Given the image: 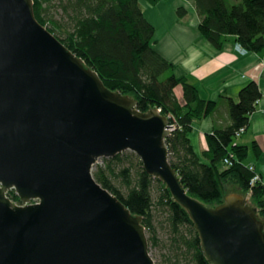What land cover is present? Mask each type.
Returning a JSON list of instances; mask_svg holds the SVG:
<instances>
[{"label": "water", "instance_id": "water-1", "mask_svg": "<svg viewBox=\"0 0 264 264\" xmlns=\"http://www.w3.org/2000/svg\"><path fill=\"white\" fill-rule=\"evenodd\" d=\"M137 106L37 20L33 0H0V264H157L143 218L94 177L127 151L189 213L211 264H264L249 198L190 197L170 163L169 117Z\"/></svg>", "mask_w": 264, "mask_h": 264}, {"label": "trees", "instance_id": "trees-1", "mask_svg": "<svg viewBox=\"0 0 264 264\" xmlns=\"http://www.w3.org/2000/svg\"><path fill=\"white\" fill-rule=\"evenodd\" d=\"M33 1L37 20L82 58L86 67L96 71L108 89L135 99L142 113L155 109L169 117L175 125L166 140L170 163L190 197L207 207H216L224 202L229 187L235 185L239 193L250 195V205L264 220V183L252 184L257 169L246 163L249 148L235 144L237 133L243 128L247 132L250 116L262 98L256 82L240 90L237 102L223 99L230 125L208 134V150L199 156L190 139L193 124L215 114L219 103L202 100L197 88L187 78L177 77L172 63L155 50L156 29L146 19L140 0ZM146 1L156 5L163 0ZM193 3L200 18L199 32L215 49L221 50L230 38H235L248 52L264 51V0ZM60 11L70 20L66 25L57 18ZM177 13L180 18L188 15L185 7L178 8ZM179 87L183 89L181 100L175 93ZM253 148L256 150V145ZM226 158L232 165L225 164ZM103 161V165L94 167L95 179L133 215L143 218L151 247L160 245L156 225V212H160L165 215L171 238L165 246L170 247L169 263L211 264L189 213L174 201L164 183L146 172L138 155L127 151Z\"/></svg>", "mask_w": 264, "mask_h": 264}, {"label": "crops", "instance_id": "crops-1", "mask_svg": "<svg viewBox=\"0 0 264 264\" xmlns=\"http://www.w3.org/2000/svg\"><path fill=\"white\" fill-rule=\"evenodd\" d=\"M185 7L188 15L180 18L177 9ZM146 19L156 29L155 50L174 66L179 78H187L204 101L219 103L215 114L195 121L190 139L195 151L202 156L208 150L206 136L215 129L230 125L224 98L236 102L242 88L256 82L262 93L255 112L250 116L247 132L235 144L247 146V164L256 165L264 172V51L243 55L236 49L235 38H230L221 50L215 49L199 32V15L193 0H163L146 6ZM181 100L183 89L175 90ZM256 145V150L253 148Z\"/></svg>", "mask_w": 264, "mask_h": 264}, {"label": "rangeland", "instance_id": "rangeland-1", "mask_svg": "<svg viewBox=\"0 0 264 264\" xmlns=\"http://www.w3.org/2000/svg\"><path fill=\"white\" fill-rule=\"evenodd\" d=\"M140 3H141V8L143 11L146 10V6H148V7L150 6V4L146 0H140ZM57 18H58V20H60L65 25L67 22H70L67 15L62 11L59 12ZM63 18H65L66 20ZM48 26L51 27V25H48ZM156 37H157V35L155 34L153 41L156 40ZM103 163H104V161H103V159H101L100 161L97 162V165L101 166V165H103ZM158 187H159V185L156 184L155 189H154L155 195H157V188ZM238 191H239L238 187H236L235 185H231V187H229V190H228V195L239 193ZM240 194H242V193H240ZM245 196L247 198H249V200H251L250 195H245ZM12 199L17 204H20L19 200L17 199V196L14 192L12 193ZM210 208H213V207H210ZM164 220H165V215L161 214L160 212H156V225H157V229H158V238L160 241V245L157 248L150 246V252H151L153 259L155 260V262L157 264H170L169 260H168V256L171 255L170 247L166 248L165 246L170 242L171 238H170L167 226L164 223Z\"/></svg>", "mask_w": 264, "mask_h": 264}, {"label": "built area", "instance_id": "built-area-1", "mask_svg": "<svg viewBox=\"0 0 264 264\" xmlns=\"http://www.w3.org/2000/svg\"><path fill=\"white\" fill-rule=\"evenodd\" d=\"M236 49L239 53L245 55L248 53V51L246 49H244L241 45L237 44L236 45ZM161 111V110H159ZM172 128L170 129V132L172 134V132L175 130V125L172 124ZM245 133V129H241L240 132L237 133V138H240L242 134ZM225 164L226 165H232L231 159L230 158H226L225 160ZM254 168L251 167V170H253ZM255 176L252 179V184H256V183H264V173L261 172H255ZM21 204V203H20Z\"/></svg>", "mask_w": 264, "mask_h": 264}, {"label": "bare ground", "instance_id": "bare-ground-1", "mask_svg": "<svg viewBox=\"0 0 264 264\" xmlns=\"http://www.w3.org/2000/svg\"><path fill=\"white\" fill-rule=\"evenodd\" d=\"M15 193L16 194V192L14 191V190H11V191H9V193L7 194V196L13 201V202H15L13 199H12V193ZM17 195V194H16ZM18 196V195H17ZM16 203V202H15ZM19 203H21L20 201H19Z\"/></svg>", "mask_w": 264, "mask_h": 264}]
</instances>
